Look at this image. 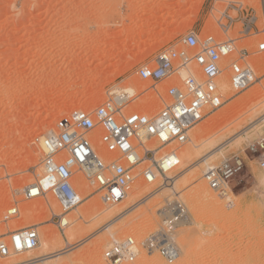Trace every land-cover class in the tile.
Instances as JSON below:
<instances>
[{
    "label": "rangeland",
    "instance_id": "obj_1",
    "mask_svg": "<svg viewBox=\"0 0 264 264\" xmlns=\"http://www.w3.org/2000/svg\"><path fill=\"white\" fill-rule=\"evenodd\" d=\"M229 2L243 4L249 14L230 12L236 22L224 34L219 23ZM248 16L257 17L249 35L241 33L242 19ZM263 30L264 0H0V239L9 231L30 226L37 227L40 235L37 250L9 259L0 257V264L41 257L46 235L42 227L58 237H64L69 228L83 229L85 234L66 241L74 244L50 264H109L105 253L115 240L131 237L140 244L159 228L157 212L168 199L185 203L193 223L177 231L180 256L172 264H264V169L246 156L247 147L264 136V64L255 63L264 59V53H255L264 39ZM190 32L201 39L213 36L219 41L235 40L236 52L223 62L224 67L246 49L258 80L244 91L232 88L224 97L223 107L189 132L178 155L182 158L181 153L191 145L190 139L196 137L204 142L194 160L196 164L234 136L237 139L202 164L198 177L188 180L190 175L186 176L185 184L182 178L178 195L171 190L163 192L148 205L117 220L108 231L102 229L115 218L113 214L127 211L123 208L138 194L146 198L162 187H151L138 178L134 186L139 192L132 188L122 204L108 207L81 176L76 177L79 194L89 198L77 207L83 219L71 210L66 214L71 225L62 231L52 222L54 214L62 213L52 194L27 200L23 193L41 174L43 148L37 139L54 130L71 112L90 111L115 99L116 90H136L123 109L125 114L153 116L160 112L168 101L167 90L178 84L177 79L161 82L154 90V85L140 79L137 71L153 66L162 50L184 49V37ZM224 81L230 82L228 71L219 84ZM146 84L150 87L145 88ZM253 108L261 113L254 116ZM235 156H240L243 166L228 181L231 198L227 199L212 190L204 176L209 167ZM180 160L181 165L169 175L171 179L182 173L185 160ZM202 183L217 197L215 206L208 200L211 206L205 201L192 204L189 195ZM15 204L19 216L5 223L4 215ZM29 206L32 213L26 210ZM94 206L103 212L97 218L92 212ZM146 255L139 246L135 261L125 264H143ZM150 260L169 264L158 253Z\"/></svg>",
    "mask_w": 264,
    "mask_h": 264
},
{
    "label": "built area",
    "instance_id": "obj_2",
    "mask_svg": "<svg viewBox=\"0 0 264 264\" xmlns=\"http://www.w3.org/2000/svg\"><path fill=\"white\" fill-rule=\"evenodd\" d=\"M224 12L226 22H218L224 34L236 22L230 12L249 14V10L237 2H230ZM256 22V16L243 18L241 33L249 35ZM234 42L233 39L219 41L213 36L201 39L190 32L184 37V49L162 50L153 66L141 67L137 75L152 83L154 90L162 81L173 78L178 81L167 90L168 101L164 108L153 116L127 115L124 103L114 99L96 109L76 110L65 116L54 130L37 139V142L42 140L44 147L43 172L29 195L24 193L25 198L52 194L62 210L61 214L53 215L52 222L63 231L69 226L66 214L83 201L74 186L76 177L81 176L89 183L108 207L125 201L138 178L158 188L168 184L170 173L179 165V148L188 141L189 132L225 104L219 89L223 73L229 72L230 83L238 91L248 89L258 80L246 49L224 67L223 62L236 52ZM255 53H264V39L258 43ZM246 151L247 158L264 169V136L251 143ZM242 166L240 156L226 158L219 166L210 168L204 178L212 190L225 194L228 181ZM18 215L15 205L4 215V222L9 223ZM157 215L160 218L157 230L140 244L131 237L113 243L105 253L106 261L133 263L140 246L148 254H160L169 264L176 262L180 256L176 235L189 224V210L181 200L168 199ZM39 244L40 236L35 227L9 231L0 240V257L9 259L33 251Z\"/></svg>",
    "mask_w": 264,
    "mask_h": 264
},
{
    "label": "bare ground",
    "instance_id": "obj_3",
    "mask_svg": "<svg viewBox=\"0 0 264 264\" xmlns=\"http://www.w3.org/2000/svg\"><path fill=\"white\" fill-rule=\"evenodd\" d=\"M230 3V2H229ZM227 9V8H226ZM222 17H224V14H223V16ZM229 32V31H228ZM234 45H235V42H234ZM235 48H236V46H235ZM264 59H258V61H256L255 63L256 64H258V65H262L263 66V64H264V61H263ZM223 79V78H222ZM225 80H226V77H225ZM228 80V79H227ZM165 81H167V80H165ZM223 81V80H222ZM162 82H164V81H162ZM221 82V81H220ZM149 88L150 87V85L149 84H146L145 85V88ZM233 88V86L230 84V82L228 83V82H226V81H224V82H222V83H220L219 84V89H221L220 91H221V93L224 95V97H225V95L226 96H228L227 94H228V92L231 90ZM136 93V90H134V89H132L131 87L129 88V89H127V91H124V92H119V90H116L115 92H114V95L116 96L115 97V99L114 100H116V101H119V102H122V103H124V106H126L127 105V103H128V100L130 99V96L131 95H133V94H135ZM227 101V100H226ZM123 106V105H122ZM254 106V105H253ZM256 106V105H255ZM256 107H258V105L256 106ZM125 108V107H124ZM252 108V107H251ZM255 110V111H254ZM250 111V110H249ZM252 111L253 112H255V113H253L254 114V116H258L260 113L259 112H256V109L255 108H253L252 109ZM249 113V112H248ZM252 114V115H253ZM263 114V113H262ZM257 118V117H256ZM261 121H263L264 122V117H262V119H261ZM241 133H239V135H240ZM237 136V135H236ZM241 136V135H240ZM235 137V136H234ZM233 137V139L231 140V141H229L228 143H226L225 145H220V147L217 149V151L216 152H214V154H216V153H221L223 150H224V148L227 146V145H230V144H232V142H235V140L237 139V137H235L234 138ZM239 137V136H238ZM262 137V136H261ZM198 138V137H197ZM208 138V137H207ZM200 140H202V139H200ZM206 140V139H205ZM204 140V141H205ZM40 143H41V146H42V148H43V152H44V147H43V145H42V140L40 141ZM204 142L202 141V143H201V141H199L198 139H196V137H195V140L194 139H190V147H186V149L184 150V152H183V155H182V153H181V155L180 156H182V158H180L179 157V159H184L185 161L182 163L183 165H182V173L180 174V175H178V176H175L176 178H174V179H170L171 181H169V183L168 184H165L162 188H160V189H158V191H156V192H154V193H149L150 195H146L147 197L146 198H139V195L140 194H138V193H136V194H138L131 202H130V205L128 206L127 205V207L125 206L123 209H127V211H125L124 213H122V214H120V215H117L116 216V214H113L114 216H115V218L114 219H112L114 216H111L112 218H110V219H112V221H110V223L108 224V225H106L102 230H106V231H108L110 228H112V226H113V224L117 221V220H120L121 218H123L126 214H128L129 212H132V211H134V210H136V209H138L140 206H143V205H148L149 203H150V201L153 199V198H155V197H157L158 195H160V194H162L163 192H165V191H167V190H171L175 195H178L179 193H178V185L180 184V180L183 178V180H181V182L183 181L184 182V184H185V182H187V180L185 181V177L186 176H188V175H190L189 177H187L188 178V180H191L192 178H196V177H198V175H199V173H200V171H201V166H202V164H204V165H206L207 163H208V161H209V159L210 158H212V156H214V154H212L210 157L208 156V157H203V159L201 160V162H198V163H194V160H195V158L197 157V155H199V152H198V150L200 149V147H201V145L203 144ZM207 143V142H206ZM189 146V145H188ZM203 146V145H202ZM217 155V154H216ZM42 161V160H41ZM181 161H183V160H179V164L181 163ZM192 163H194V165L192 164ZM181 165V164H180ZM180 165H178V166H180ZM39 166V165H38ZM11 167V166H10ZM15 167V166H14ZM41 169L43 168V166L41 165V167H40ZM40 168H38V170L40 169ZM210 169V167L208 168V170ZM180 170H181V168H180ZM207 170V171H208ZM206 171V172H207ZM43 172V170H41V173ZM39 173V172H38ZM41 174H39L38 176H37V179L39 178V176H40ZM171 178H172V175H171ZM36 179V180H37ZM206 180V179H205ZM179 182V183H178ZM183 182H182V184L181 185H183ZM36 183V182H35ZM34 183V184H35ZM34 184H31L30 186H28V187H26L25 189H24V192L23 193H26V195L28 196L29 195V191L30 190H32L33 189V185ZM89 186H90V184L89 183H87ZM74 186L76 187V185L74 184ZM84 186V185H83ZM151 187H153V186H151ZM133 189H134V192H137L139 189H138V187L137 186H134V187H132ZM158 188V187H157ZM176 188H177V190H176ZM179 189H181V188H179ZM132 190V189H131ZM151 190H152V188H151ZM180 191V190H179ZM139 192V191H138ZM141 192V191H140ZM148 192H149V190H148ZM150 192H152V191H150ZM79 193V192H78ZM93 193H95V192H93ZM49 194H47L46 196H44V197H42V198H45V197H47ZM132 195H133V193H132ZM224 197H226L227 199H230L231 197H230V195H229V193H228V190H227V192L225 193V194H222ZM25 196V195H24ZM91 196V195H90ZM164 196V195H163ZM190 197L189 198H191L192 200V202H194V203H192V204H194V206H195V204L196 203H202V201L204 202H206V200H208V201H210L211 203H212V205H214L215 204V202H217L218 200L216 199L217 197L215 196V194H214V192L213 191H210L208 188H207V186L204 184V183H202V184H200L198 187H196L191 193H190V195H189ZM132 197V196H131ZM86 198H89V196L88 197H86ZM86 198H82L81 197V199H83V201L80 203V205L84 202V200L86 199ZM139 198V199H138ZM160 198V197H159ZM26 199V198H25ZM28 200V199H27ZM31 200V199H30ZM171 200V199H170ZM173 200V199H172ZM175 200V199H174ZM124 202V201H123ZM122 202V203H123ZM204 202V203H205ZM122 203H120V204H122ZM154 203V202H153ZM206 203H208V202H206ZM119 204V205H120ZM185 204V203H184ZM209 204V203H208ZM15 205H17V204H15ZM30 205V204H29ZM79 205V206H80ZM151 205V204H150ZM196 205H198V204H196ZM210 205V204H209ZM118 206V205H117ZM211 206V205H210ZM215 206V205H214ZM15 207V206H14ZM17 207H18V205H17ZM162 207V206H161ZM187 207V206H186ZM13 208V207H12ZM216 208V207H215ZM224 208V207H223ZM75 209V212H77V214H79L80 216H78V219H83V217H82V215L81 214H83V212H82V210H80V208H74ZM99 208L97 207V210H96V207L94 206L93 208H92V212L94 213V218H97L101 213H103L102 211L100 212L99 210H98ZM188 209V208H187ZM222 209V208H221ZM18 210H19V208H18ZM28 212H30V213H32V208L29 206L28 207V209H26ZM19 214H20V212H19ZM19 216V215H18ZM4 218V217H3ZM77 219V220H78ZM191 224H193L191 221H189ZM87 223V222H86ZM71 225V223H69V226ZM68 226V227H69ZM30 228H32V226H30V227H24V228H22V229H30ZM36 229H37V231H38V228L37 227H35ZM59 228V227H58ZM42 229L44 230V233L46 234L45 235V237H44V242H43V244L41 245V250H42V256L41 257H34V258H29V259H27V260H25V259H20L19 261H13V262H10L9 264H50V262H52V261H54V260H59L61 257H63V255L66 253V250L69 248V246H71V245H73L74 244V242L73 243H69V245H68V243L66 244V241H74L75 239H76V237L77 238H79L80 237V235H79V237H78V234H81V237H83L85 234H84V230L83 229H72V228H69V230L67 231V233L66 234H64L65 236L64 237H58V236H54L53 234H50L49 232H48V230L46 229V228H43L42 227ZM66 229V228H65ZM101 230V231H102ZM12 231H14V230H12ZM64 231V230H63ZM101 231H99V232H101ZM39 233V232H38ZM40 236V235H39ZM116 239V238H115ZM1 240V239H0ZM78 240V239H77ZM80 242V241H79ZM116 242H118L117 240H115V243ZM54 244H57V247L56 248H53L54 247ZM84 244V242H82V243H78V245H76L74 248H78L79 246H81V245H83ZM40 247V244H39V246L35 249V250H37L38 248ZM191 249V248H190ZM189 249V250H190ZM35 250H33V251H35ZM53 250V251H52ZM33 251H30V252H27V253H20V254H18V255H23V254H30V253H32ZM149 255V256H148ZM148 255H146L144 258H145V260H144V263L143 264H162L160 261H158V260H150V258L153 256V254H148ZM189 255V252L186 254V256H188ZM14 256H17V255H14ZM12 257V256H11ZM179 259V258H178ZM56 264V263H55Z\"/></svg>",
    "mask_w": 264,
    "mask_h": 264
}]
</instances>
